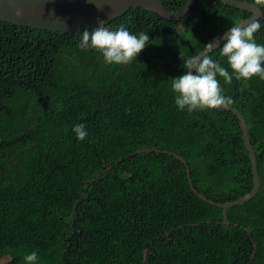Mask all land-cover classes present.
Returning a JSON list of instances; mask_svg holds the SVG:
<instances>
[{"label": "trees", "instance_id": "1", "mask_svg": "<svg viewBox=\"0 0 264 264\" xmlns=\"http://www.w3.org/2000/svg\"><path fill=\"white\" fill-rule=\"evenodd\" d=\"M187 1L162 0L171 12ZM247 1L264 11V0ZM250 16L221 0H198L178 20L133 6L105 22L149 34L124 64L79 47L83 30L0 20V264H25L32 250L38 264H248L255 249L251 264H264V79L217 76L247 121L261 181L228 208V223L222 207L194 192L175 155L134 153L179 154L194 187L217 202L252 190L238 116L181 110L170 88L188 70L183 62ZM255 22L264 44V15ZM219 52L207 56L227 67ZM81 122L83 140L72 131Z\"/></svg>", "mask_w": 264, "mask_h": 264}, {"label": "clouds", "instance_id": "2", "mask_svg": "<svg viewBox=\"0 0 264 264\" xmlns=\"http://www.w3.org/2000/svg\"><path fill=\"white\" fill-rule=\"evenodd\" d=\"M98 21L97 26L81 31L79 47L98 50L107 64L128 63L134 57L137 58L148 44L150 37L144 31L134 32L123 24L112 29L105 26L104 20L98 18ZM259 27L260 25L253 21L244 27L232 26L225 31L224 42L219 44V55L226 57L227 67L207 55L183 62L188 70L171 79L170 88L175 94L174 104L181 110L187 108L192 112L214 109L230 102L223 94L218 75L224 78L225 83H230L233 78L248 80L254 75L264 79V44L257 43L254 37V32ZM213 41L218 45L216 38ZM229 69L232 71L229 72ZM72 131L79 140L88 135L83 122L74 124ZM38 260V253L35 250L23 256L25 264H38Z\"/></svg>", "mask_w": 264, "mask_h": 264}, {"label": "water", "instance_id": "3", "mask_svg": "<svg viewBox=\"0 0 264 264\" xmlns=\"http://www.w3.org/2000/svg\"><path fill=\"white\" fill-rule=\"evenodd\" d=\"M197 1L198 0H188L179 11L171 12L165 8L162 0H0V20L18 26H26L43 30L70 32L84 30L85 28H93L97 26L99 22L98 18L104 20L105 23L133 6H142L148 10L160 14L167 19L178 20L190 11V9L195 5ZM221 1L227 5L236 6L252 12V16L241 20L233 26L244 27L250 22L257 20L264 15V11L261 5L249 2L247 0ZM223 35L224 33L216 39V43L218 45H215L213 41L201 52H199L196 57L207 55V53H209L211 50L218 47L219 44H222L224 42ZM192 71H194V69H192ZM219 107L232 110L240 120L245 145L249 152L254 174V187L248 194L235 200L227 202H217L200 194L194 187L189 165L187 164L186 160L179 154L167 150H161L158 148L138 149L134 153L157 151L175 155L185 164L190 186L194 190V192L209 203L222 207L224 215L223 222L228 223V208L234 205L243 204L244 202L251 199L259 191L261 181L257 166L255 149L251 143L249 127L243 113L237 107L227 102ZM119 161H121V159ZM119 161H117L116 163H118ZM112 166L113 165L109 166L107 170L111 169ZM101 173H99L92 180V182H94L101 175ZM88 186L89 184L85 187V189L88 188ZM75 213L76 209L71 217V221L73 220ZM246 229L249 233H251L248 228ZM255 251L252 254V259L255 255ZM252 259L248 264L252 263Z\"/></svg>", "mask_w": 264, "mask_h": 264}]
</instances>
